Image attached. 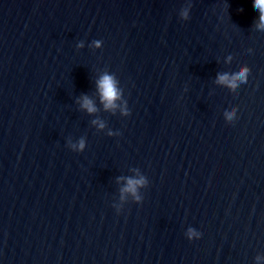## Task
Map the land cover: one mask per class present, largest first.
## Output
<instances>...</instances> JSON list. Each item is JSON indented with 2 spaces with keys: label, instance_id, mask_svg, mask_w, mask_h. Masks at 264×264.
Masks as SVG:
<instances>
[{
  "label": "water",
  "instance_id": "95a60500",
  "mask_svg": "<svg viewBox=\"0 0 264 264\" xmlns=\"http://www.w3.org/2000/svg\"><path fill=\"white\" fill-rule=\"evenodd\" d=\"M257 16L252 0H0V264L264 257ZM245 65L247 84L216 79ZM105 73L114 111L96 93ZM138 175L140 200L121 199Z\"/></svg>",
  "mask_w": 264,
  "mask_h": 264
},
{
  "label": "clouds",
  "instance_id": "9594fccd",
  "mask_svg": "<svg viewBox=\"0 0 264 264\" xmlns=\"http://www.w3.org/2000/svg\"><path fill=\"white\" fill-rule=\"evenodd\" d=\"M252 4L254 9L258 13V16L256 17L254 22L255 28L257 31H264V0H252ZM180 16L181 19L186 20L188 18L187 11L181 12ZM100 46L101 42H94V47L98 48ZM249 74L250 69L246 65L234 69H218L216 79L221 82L227 83L233 89H235L241 84H247ZM95 87L99 102L103 105L105 110L114 111L117 108L122 107L119 104L122 99V91L120 89L118 81L113 75L105 73L95 82ZM80 108L88 114H93L97 110L93 100H91L87 96L81 98ZM224 113L230 123L235 122V120L237 119V108L225 107ZM121 115H128V112L126 110H122ZM93 123L96 122L94 121ZM99 127L103 128L104 125L101 123ZM72 147L76 151H82L85 145L83 140H81L78 144L73 145ZM146 184L147 181L143 176L138 175L136 177L127 178L124 183V187H122L120 190L121 199H124L125 196H131L135 201H139V191L141 188L145 187ZM184 231L189 237H194L200 235L202 229L197 227L195 224H188ZM262 259H264V257L257 256L255 258V264H260Z\"/></svg>",
  "mask_w": 264,
  "mask_h": 264
}]
</instances>
